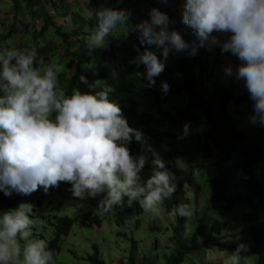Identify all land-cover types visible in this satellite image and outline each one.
Listing matches in <instances>:
<instances>
[{"label": "clouds", "instance_id": "9594fccd", "mask_svg": "<svg viewBox=\"0 0 264 264\" xmlns=\"http://www.w3.org/2000/svg\"><path fill=\"white\" fill-rule=\"evenodd\" d=\"M131 15L129 9L101 7L84 45L89 51L106 46L113 30L128 23ZM147 17L135 25L139 45L147 47L141 51L134 45L136 55L128 61L137 68L143 65L146 87L155 84L170 54L195 56L199 48H218L221 55L228 53L237 61L234 67L224 66L222 72L246 91L251 107L248 122L264 127V0H183L180 22L194 35L191 44L170 27L175 22L165 12L153 7ZM41 64L35 48L27 52L0 48V193L29 196L39 189L47 194L50 187L64 182L72 198L96 199L103 213L134 203L144 212H157L173 196L176 177L146 143L143 133L129 127L119 105L109 100L103 87L94 93L73 89L66 95L57 83L60 66H37ZM168 88L167 82H160L162 95ZM243 133L248 141L264 145L256 136L251 141ZM188 134L189 124L185 123L178 139ZM132 142L141 145V154H130ZM145 152L152 157L151 173L142 178L148 161ZM222 174L211 178L209 187L211 180L223 179ZM236 178L239 195L243 186ZM229 183L226 178V187ZM174 211L183 218L191 215L185 203H178ZM32 214L28 202L0 212V264H56L55 250L33 235ZM246 251V245L238 243L223 264H240ZM92 254L85 259L87 264H108L99 252L95 262H90Z\"/></svg>", "mask_w": 264, "mask_h": 264}, {"label": "trees", "instance_id": "16d2710c", "mask_svg": "<svg viewBox=\"0 0 264 264\" xmlns=\"http://www.w3.org/2000/svg\"><path fill=\"white\" fill-rule=\"evenodd\" d=\"M89 1L87 0V3ZM108 1L91 0L93 10L86 9L81 13L84 7H88L85 3L77 2L76 6L68 7L65 0H0L1 6L5 7L9 4L12 10L10 21L0 23V43L14 36L15 42H18L17 48L14 46L17 50L27 52L32 48L36 49L39 57L42 58V64L37 65L38 67L49 63L60 66L57 83L66 95H70L73 89H78L82 93H94L101 87L105 90L112 88L115 93L121 94L119 101L115 100V102L119 105L129 127L143 133L146 143L161 157L165 167L174 174L177 181L174 196L163 202L165 212L172 213L174 220L170 222L172 226L169 240L172 242V249L164 257L162 264H186L188 255L197 256L202 249L234 250L236 234L230 235L228 230L235 219V209L238 205L248 209V213L242 214L241 219L250 224L246 232L250 239L249 252L254 256V264H264V177L259 176L255 171V165L264 162V145L248 141L246 134L236 129L231 116L226 111L232 101L229 88L221 85L218 80H212L210 96L213 100L210 101L203 86L196 85L190 70L201 67V59L197 54L195 56L180 54L178 62L173 60L170 65H165L162 73L155 78L151 97L146 102H136L133 98L127 97L145 82L144 67L141 65L137 68L128 63V60L119 53L123 44H116L115 38L122 36L124 42L132 40L141 51L147 47L140 46L137 40L135 25L142 19L146 20L147 16V12L142 15L139 8L148 11L155 7L165 12L170 20L175 22L170 27L175 28L189 44L191 32L186 26H182L179 12L172 9L173 0H122L124 4L119 0L118 7L125 6L124 9H129L132 13L128 23L113 30L106 46L89 51L84 45V39L95 27V12ZM23 18L25 23L21 21ZM19 25L23 27L22 31ZM124 31L126 35H122ZM22 38L25 42L21 41ZM157 55L159 56L158 51ZM161 80L168 82L166 95H162L159 91ZM182 92H186V99ZM175 96L181 97L177 104L170 101ZM246 99L245 96H239L234 102L238 105ZM195 112L204 118L203 125L198 126L199 130L195 127L192 129L198 136L191 137L188 134L185 138L178 139L183 123L191 126ZM162 113H167L169 117L170 123L167 125H163L161 121ZM197 142H201L199 146ZM128 148L133 156L141 154L139 143L132 142ZM213 153L217 154L215 163L224 168L223 179L211 180L208 192L210 201L216 204L215 212H218L224 220L220 221L214 216L212 218L216 220L214 222L210 217H206L194 223L190 220V216L183 218L175 215V206L179 203L178 197L183 190L184 182L189 186H199L193 183L189 176V171L197 167L198 156L207 159ZM145 155L148 161L141 171L142 178H147L151 173L152 157L148 152ZM235 175L243 186V191L239 195H236L234 187ZM226 178L230 180L228 187H226ZM54 194L58 198L55 208L57 214L54 217L55 221L50 222L53 230L46 241L48 247L55 250L57 263L62 244L74 231V220L69 217L72 215L69 208L65 216H58L61 202L69 198L60 185L56 187ZM88 200L89 211L79 216V222L90 228H101L107 215L97 214L96 199ZM16 203V195L5 197L0 193V212L14 209ZM184 203L190 206L193 219L191 201L188 199ZM35 204L40 205V201L34 202ZM207 218L210 224L212 222L210 227L207 226ZM199 240L204 244H200ZM93 248V257L89 258L92 263L95 262V256L99 252L95 246ZM96 264L101 263L96 262ZM121 264H135V259L128 255ZM146 264L152 263L146 262Z\"/></svg>", "mask_w": 264, "mask_h": 264}, {"label": "rangeland", "instance_id": "374dc122", "mask_svg": "<svg viewBox=\"0 0 264 264\" xmlns=\"http://www.w3.org/2000/svg\"><path fill=\"white\" fill-rule=\"evenodd\" d=\"M106 1L107 0H105V2ZM77 2L88 5V7H84L80 11L81 13L86 9L93 10L91 8V0L88 3L87 0H65V4H67L68 7L76 6ZM121 2L124 4L122 0ZM118 3L119 0H109L102 7H118ZM172 3V9L178 11L181 16L183 0H173ZM8 5L5 7L0 5V23L10 21L12 17V10ZM122 8L124 9L125 6H122ZM139 11H141L142 15H145L146 12H148L147 10L142 11V8H139ZM147 18L148 17L146 16V19ZM21 21L22 23H25L24 18ZM182 26L185 25L182 24ZM119 27L121 26L119 25ZM19 29L22 31L23 27L19 25ZM189 31L191 32L190 29ZM122 35H126V32L124 31ZM13 37L8 39L6 41L7 43L1 42L0 48L14 46L17 48L18 42H15L16 39ZM122 38V36H117L115 42L116 44H123L119 53L129 61L136 55L133 48L135 44L132 40H126V42H124ZM220 38L223 39L225 37L221 36ZM189 40L190 44L195 40L192 33L189 36ZM21 41L25 42L23 38ZM153 50L155 49L153 48ZM196 54L201 59V67L190 70L191 75L195 78L196 85L199 84L200 86H203L207 91L208 96L212 95V80H218L221 85L229 88L232 95V101L229 106H227L226 111L231 116L236 129L247 133L250 137L254 135L259 141L264 143V127L254 126L248 122V116L251 114V107L248 95L243 89L242 84L235 82L232 78L225 76L222 72L224 66L232 65L234 67L236 65L237 61L235 57L228 53L221 55L218 48L213 49L212 51H205L204 49L199 48L197 49ZM180 56V54H170L165 65H170L173 60H177L178 62ZM146 83L147 82L145 81L143 84L139 85L132 95L128 93L129 95H127V97L133 98L136 102H146V100L151 97V90L153 89V86L146 87ZM106 91L108 92L109 100L119 101L121 96L120 93H115L112 88H108ZM182 94L186 99V92H182ZM239 96H246L247 100L242 101L237 105L234 100ZM180 100V96H175L170 101L177 104ZM161 119L163 125L170 123L167 113H162ZM203 123L204 118L199 113L195 112V118L191 126H189V134L191 137L198 136L197 132L192 130L193 127L199 130L198 126L203 125ZM251 141H254V137H251ZM200 143L201 142H197L198 146ZM144 154H146V152ZM216 158V153H213L208 159H202L198 156L197 167L189 171V176L190 179L194 181L193 183H197L199 186H189L184 182L182 187L183 190L178 197L179 203H184V201L188 199L191 201V205L193 206L192 215L194 218L192 219L190 215V220L193 222H197L206 217L212 219L214 216L220 219V221L224 220L218 212H215L216 204L215 202L210 201L208 192V189L210 188L209 180L213 177L219 176L224 169L215 163ZM255 171L259 176L264 177V162L256 164ZM236 181L237 183L239 182L238 178H236ZM59 185L69 198L61 202V209L58 216H65L66 210L69 208L72 213L69 217L74 220V231L66 242L62 244L61 254L56 264H87L85 259L93 252V246L96 247L99 251L100 257L108 264H120L118 263V260L125 259L128 255L134 257L135 264H146V262L152 264L163 263L164 257L168 255L169 250L172 249V242L169 240L171 231L170 227L172 226L170 222L174 220L172 213L167 214L165 212L164 204L160 206V209L157 212H144L135 203L132 207L122 205L109 213H103L97 208L98 215L106 214L107 217L103 220L101 228H90L79 222V216L89 211V200L78 201L75 198H72L70 193L66 190L69 187L66 183L61 182ZM55 191L56 188L50 187L47 194H44L40 190H36L29 196L16 195V206L21 202H28L33 206V235L37 238L46 240L52 233L53 225L50 224V222L53 223L55 221L54 217L55 214H57L55 208L58 201L57 196L54 194ZM228 192L231 193L230 190H228ZM38 200L40 201V205H34V202L36 203ZM245 213H248L247 207L238 205L235 209V219L230 224L228 234H236L234 240L235 247L238 243H243L247 247V251L242 253L240 264H254V256L249 252L250 239L246 232L250 224L248 225L247 222L241 219L242 214ZM195 218H197V220ZM212 221L214 222L216 220L212 219ZM206 222L207 226L210 227L212 222L210 224L208 218L206 219ZM167 229H169V231H167ZM242 231L244 233H242ZM221 235H223V232H221ZM210 237L212 238V236H209V238ZM229 240H232V238H229ZM199 243L204 244L201 240H199ZM205 243H208V241H205ZM232 251L233 250L222 251L218 249H202V251L197 253V256L194 255L195 257H193V255H190V258L187 257L185 262L186 264H191L192 262L195 264H223V260L227 253Z\"/></svg>", "mask_w": 264, "mask_h": 264}]
</instances>
